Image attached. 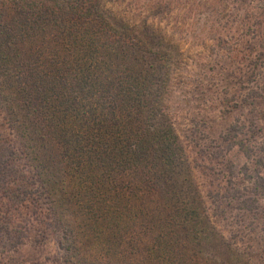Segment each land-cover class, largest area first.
I'll return each mask as SVG.
<instances>
[{
  "label": "trees",
  "instance_id": "obj_1",
  "mask_svg": "<svg viewBox=\"0 0 264 264\" xmlns=\"http://www.w3.org/2000/svg\"><path fill=\"white\" fill-rule=\"evenodd\" d=\"M117 2L0 0V127L19 123L23 138L0 147V171L19 172L24 205L30 186L14 163L29 157L67 264H252L179 170L169 118L179 46Z\"/></svg>",
  "mask_w": 264,
  "mask_h": 264
},
{
  "label": "rangeland",
  "instance_id": "obj_2",
  "mask_svg": "<svg viewBox=\"0 0 264 264\" xmlns=\"http://www.w3.org/2000/svg\"><path fill=\"white\" fill-rule=\"evenodd\" d=\"M113 1H123L115 4L121 14L128 9L132 19L156 21L179 46L169 102L182 149L179 170L225 240L238 244L247 261L257 256L252 264H264V189L257 188L264 179V0ZM5 116L0 112V126ZM20 128L0 127V147L8 141L23 147ZM234 136L248 146H232ZM31 165L25 154L15 156L14 169L26 171L30 186L24 205L14 196L25 185L19 172L0 171V264H67L51 225L52 204ZM246 199L255 213L246 211ZM203 251L205 261L212 252Z\"/></svg>",
  "mask_w": 264,
  "mask_h": 264
}]
</instances>
